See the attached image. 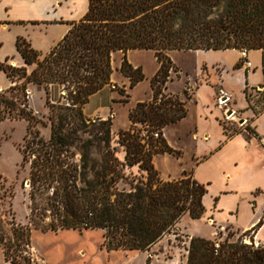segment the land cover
Masks as SVG:
<instances>
[{"label":"trees","instance_id":"16d2710c","mask_svg":"<svg viewBox=\"0 0 264 264\" xmlns=\"http://www.w3.org/2000/svg\"><path fill=\"white\" fill-rule=\"evenodd\" d=\"M70 25L43 59L18 39L17 49L26 65L36 64L31 74L25 68L0 64L8 77L24 71L25 82L14 86L15 90L24 93L30 83L43 86L53 118L50 139L36 133L24 149V161L32 169V227L0 220V246L10 264H21L18 259L34 264L33 229L43 233L100 230L108 251L147 252L175 231L186 215L203 218L206 188L192 177L163 180L153 164L159 154L180 156L168 146L163 130L188 113L180 96L166 93L171 71L180 77L167 52L264 53V0H88L84 17ZM133 50L154 51L161 67L152 80L153 99L138 103L130 111V129L118 134L126 151L120 160L111 146V118L101 121L108 125L103 146L100 141L82 139L79 133L87 126L83 108L95 94L113 85L114 53L125 55L120 72L130 79L131 88L145 79L142 68H134L127 60ZM184 95L192 97L189 88ZM1 104L12 110L17 107V102L4 96H0V111ZM5 118L0 115V121ZM246 129L258 136L251 127ZM144 131L148 138L142 137ZM155 133L159 138H154ZM92 148L103 149L99 158L92 156ZM135 167L140 176L128 173ZM215 243L191 238L186 264H264V245H245L239 239L217 249Z\"/></svg>","mask_w":264,"mask_h":264},{"label":"crops","instance_id":"0c3cea01","mask_svg":"<svg viewBox=\"0 0 264 264\" xmlns=\"http://www.w3.org/2000/svg\"><path fill=\"white\" fill-rule=\"evenodd\" d=\"M77 2L0 0V27L31 26L40 31L54 28L60 30L53 40L57 45L70 30V23L79 21L88 10V0H84L86 8L79 12L74 6ZM167 55L179 68L180 77L171 71L166 93L180 96L188 113L163 130L168 146L180 156L159 154L154 157V165L163 180L192 177L207 190L203 218L194 220L186 215L178 227L189 220L192 232L181 227L189 240H214V231L211 236L194 232L196 224L207 221L214 230L216 226L235 234H249L261 223L254 236L255 243L264 245V147L260 142L264 141V112L256 115L251 100L258 90L264 93V53L248 51L251 68L242 64L239 50H176ZM124 57L123 52L113 54V85L95 94L85 108L90 115L111 118L113 136L130 129V111L138 103L153 99L152 80L161 67L154 51H129L128 62L134 68L141 67L145 75L131 88L130 79L120 72ZM188 88L190 99L184 95ZM221 100L225 101L222 105ZM229 110L233 111L231 117ZM242 119L244 125L240 124ZM248 126L258 136H253Z\"/></svg>","mask_w":264,"mask_h":264},{"label":"rangeland","instance_id":"374dc122","mask_svg":"<svg viewBox=\"0 0 264 264\" xmlns=\"http://www.w3.org/2000/svg\"><path fill=\"white\" fill-rule=\"evenodd\" d=\"M75 4L77 12L86 8L84 0H78ZM59 32L60 30L54 28L40 31L31 26H11L6 29L0 27V64H7L17 69L25 68L27 74H31L36 64L26 65L17 49L18 39H23L30 44L35 51L41 53L40 59H43L55 46L53 40ZM23 73L24 71L19 70L10 73L8 77L4 70H0V96L17 102L15 110L1 104L0 115H6V118L0 121V220L32 227L30 221L32 169L31 163L24 161V149L27 141L36 133L46 141L50 139L53 118L43 86L30 83L24 93L14 89V86H23L25 82ZM251 100L256 112L264 110V93H261V90H258ZM94 105L95 101L92 100L91 107ZM85 108L86 106L83 112L87 126L83 127L79 136L84 140L100 141L103 146L108 137V125H102L103 119L86 113ZM20 110H24L23 115ZM110 136L111 146L116 148L117 157L124 160L126 151L119 144V135L113 136L111 133ZM260 142L264 147L263 139ZM102 151L103 149L92 148L91 154L99 158ZM128 173L138 176L142 174L137 167L128 170ZM125 187L128 188V186ZM188 222L189 220L183 221L181 227H186L187 232L190 233L192 230ZM181 227H177L147 252L108 251L104 246V233L100 230L82 232L64 230L43 233L33 229L30 252L33 255L34 264H186L190 240ZM214 227L215 230L207 224V221H202L196 224L193 231L208 236H211L214 231V241L220 244L236 243L239 239H242L245 245L255 242V236L251 233L244 237L243 234H235L230 230L221 232L216 226ZM18 261L24 264L20 259ZM0 264H10L5 260V253L1 246Z\"/></svg>","mask_w":264,"mask_h":264},{"label":"built area","instance_id":"2783aa9c","mask_svg":"<svg viewBox=\"0 0 264 264\" xmlns=\"http://www.w3.org/2000/svg\"><path fill=\"white\" fill-rule=\"evenodd\" d=\"M240 54H241V59L243 60V65L244 66H246L247 68H251V62L248 60V51L247 50H242L241 52H240ZM225 101H220V104L222 105L223 103H224ZM153 136H154V138H159V133H155V134H153ZM142 137H144V138H148V136H147V131H144V132H142ZM221 232H225V228H220L219 229ZM249 234L251 233L252 235H254L255 234V231L254 230H252V231H249L248 232ZM218 234V233H217ZM243 236L244 237H247L248 236V234H245V233H243ZM252 244V243H251ZM254 244H255V246L256 247H258L259 246V244H257V243H255L254 242ZM220 243L219 242H216L215 243V248H217V249H219L220 248Z\"/></svg>","mask_w":264,"mask_h":264},{"label":"water","instance_id":"95a60500","mask_svg":"<svg viewBox=\"0 0 264 264\" xmlns=\"http://www.w3.org/2000/svg\"><path fill=\"white\" fill-rule=\"evenodd\" d=\"M233 115V111L232 110H229L228 111V116L231 117ZM245 123V120H240V124L243 125Z\"/></svg>","mask_w":264,"mask_h":264}]
</instances>
